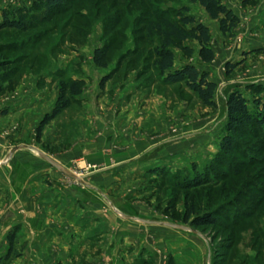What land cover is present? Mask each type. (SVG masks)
Segmentation results:
<instances>
[{
    "label": "rangeland",
    "instance_id": "1",
    "mask_svg": "<svg viewBox=\"0 0 264 264\" xmlns=\"http://www.w3.org/2000/svg\"><path fill=\"white\" fill-rule=\"evenodd\" d=\"M222 1L240 17L232 35L222 34L218 22L195 0H68L60 12L33 29L0 30V59L7 61L0 73H13L0 92L1 154L10 146L13 152L19 144L27 143L58 170L84 176L103 164L66 161L65 168L52 158L70 157L83 146L85 159L91 150L96 155L115 156L116 174L117 168L123 167L117 163L128 156L139 155L152 163L145 174L138 172L116 182V220L132 218L148 227V232L140 230L147 238L144 244L150 247H140L133 254L132 247L116 239V264L141 263L142 259L153 264H264V196L256 186L264 188L261 140L241 137L247 154L250 148L254 150L251 159L234 153L236 165L221 180L211 175L208 184L189 189L178 186L184 178L206 174L204 170L216 160L225 133V100L231 89H239L250 108L254 99L264 103V0H249L248 4ZM32 4L33 0H0V19L4 11L11 14L14 8ZM158 10L166 11L172 20L191 14L208 26L209 45L215 55L212 62L198 58V43L192 39L183 42L193 48L191 56L175 47L172 50L174 67L190 62L208 71V78L217 83L215 107L204 106L183 83L162 82L150 58L160 44L150 28ZM31 11L39 14L41 8L31 7ZM99 46L108 51L105 68L92 61ZM226 62L237 63L230 74L225 71ZM108 74L109 79L101 85ZM76 79L83 82L81 92L71 97V104L50 120L38 137L36 127L52 109L60 82ZM250 85L261 88L250 89ZM21 95L25 99L15 105ZM259 139L263 138L259 135ZM218 169L226 171L225 167ZM241 189L244 192L240 193ZM122 195H126L124 206L138 204L144 218H135L129 208L122 209ZM257 199H261L259 204L254 203ZM185 202L193 204L199 214L214 209L234 212L237 208L249 214L235 224L222 220L220 226L192 231L182 221ZM120 223L116 222V227ZM155 230L163 235L157 240L162 246H156L151 238L150 232ZM23 233L17 225L8 230V251L6 257H0V264H28ZM77 261L88 264L85 257Z\"/></svg>",
    "mask_w": 264,
    "mask_h": 264
},
{
    "label": "crops",
    "instance_id": "2",
    "mask_svg": "<svg viewBox=\"0 0 264 264\" xmlns=\"http://www.w3.org/2000/svg\"><path fill=\"white\" fill-rule=\"evenodd\" d=\"M24 99L25 95H21L14 100V104ZM19 145L13 152L10 151L13 146L3 154L0 151V257H6L7 232L16 225L26 235L24 250L28 264H80L76 260L82 257L86 258L88 264H116V239L126 247H132L133 254L140 247L147 246L144 244L147 238L140 229L146 232L148 227L132 218L116 220L113 201L119 190L116 182L123 177L132 178L138 172V175L141 172L145 174L146 167L152 163L141 160L139 155L122 156L125 159L118 160L121 163H117V167H123L117 168L119 174H116L115 156L96 155V151L91 150L87 151L85 159L82 146L81 151L76 150L70 157L65 155L52 159L65 168L66 161L79 165L85 162L103 165L98 171L85 176L76 172L71 175L36 155L28 148L31 145ZM157 158L153 159V163ZM125 196H119L122 204L126 203ZM138 206L132 203L122 209L129 208L132 216L144 218ZM116 222H121L118 227ZM150 233L154 244L162 246L163 242L157 241L163 236L162 233L156 230Z\"/></svg>",
    "mask_w": 264,
    "mask_h": 264
},
{
    "label": "trees",
    "instance_id": "3",
    "mask_svg": "<svg viewBox=\"0 0 264 264\" xmlns=\"http://www.w3.org/2000/svg\"><path fill=\"white\" fill-rule=\"evenodd\" d=\"M68 0H33V4L14 8L9 14L3 12L0 19L1 29H14L18 31H28L35 28L50 16L60 12L63 9L65 2ZM208 15L218 22V29L224 35H232L233 29L240 23V17L234 10L226 5L222 0H195ZM243 4H248L249 0H241ZM31 7H40L41 12L35 13L31 11ZM154 20L150 23V28L160 38L159 46L151 51L150 58L153 60L155 70L162 76V82L165 84L183 83L189 90L197 95L204 106L215 107L214 100L217 83L208 78L209 74L206 70H199L193 63L187 62L179 67H174V52L172 47L179 49L184 55L191 56L194 53L193 48L185 45L183 42L187 39L195 40L198 43V58L202 62H211L215 55L210 47V31L206 24L199 22L191 14H180L177 20H172L167 17L166 11L158 10L153 15ZM92 61L95 66L105 68L109 62L107 48L104 46L96 47L93 51ZM7 61L0 59V69L6 66ZM237 63L226 62L225 71L230 74ZM12 71L0 73V92L2 84L8 82L12 76ZM109 79V74L103 76L100 84ZM83 82L81 79H76L72 82H60L57 99L49 112H46L39 121L36 132L39 137L44 126L61 113L62 110L71 104V97L78 95L81 92ZM253 86V87H252ZM250 89L260 86L250 85ZM253 108H250L248 99L237 88L231 89L225 100L226 120L224 124L225 133L220 141V148L216 160L212 161L206 170V174L195 175L193 177L184 178L180 183V189H189L202 186L211 182V178L222 179L227 173L233 171V165H236L232 155L240 153L243 157L251 159V153L254 152L250 148V154H247L248 149L242 146L241 137L258 138L261 144L264 145V103H261L259 98L253 100ZM260 138L263 139H259ZM250 161V160H249ZM248 161V162H249ZM219 167H225L226 171H218ZM162 175V171H156ZM257 186L258 192L264 196V188ZM243 189H241V192ZM237 198V197H235ZM238 200V199H237ZM261 199L254 201L259 204ZM185 210L183 213V223H188L190 227L197 228L202 226H220L222 220L235 224L247 214L243 208H237L234 212L218 213V209L196 213L193 204L184 203ZM250 212V211H248ZM231 216V218L228 217ZM229 219V220H228ZM12 232V231H11ZM8 233V237L12 239V233ZM148 259H142L141 263L134 264H153Z\"/></svg>",
    "mask_w": 264,
    "mask_h": 264
},
{
    "label": "water",
    "instance_id": "4",
    "mask_svg": "<svg viewBox=\"0 0 264 264\" xmlns=\"http://www.w3.org/2000/svg\"><path fill=\"white\" fill-rule=\"evenodd\" d=\"M17 147H14L13 149H12V151L14 150V149H16ZM178 226H180L181 228H185L183 225H178ZM192 231H195V229H193V228H190Z\"/></svg>",
    "mask_w": 264,
    "mask_h": 264
}]
</instances>
